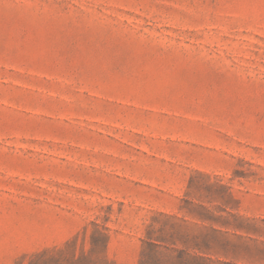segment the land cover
Wrapping results in <instances>:
<instances>
[{
    "label": "rangeland",
    "instance_id": "1",
    "mask_svg": "<svg viewBox=\"0 0 264 264\" xmlns=\"http://www.w3.org/2000/svg\"><path fill=\"white\" fill-rule=\"evenodd\" d=\"M181 251L264 264V0H0V264Z\"/></svg>",
    "mask_w": 264,
    "mask_h": 264
},
{
    "label": "trees",
    "instance_id": "2",
    "mask_svg": "<svg viewBox=\"0 0 264 264\" xmlns=\"http://www.w3.org/2000/svg\"><path fill=\"white\" fill-rule=\"evenodd\" d=\"M163 243V239H156L153 240L151 238H147L143 240V248H142V256H145L148 251L150 250H154L157 251L159 248H164V249H169V247ZM183 253V251H181L180 256L177 257L178 260L180 261L179 264H186L187 261V257L181 256ZM140 264H144V261H140Z\"/></svg>",
    "mask_w": 264,
    "mask_h": 264
}]
</instances>
